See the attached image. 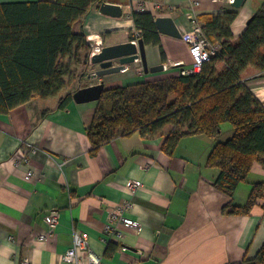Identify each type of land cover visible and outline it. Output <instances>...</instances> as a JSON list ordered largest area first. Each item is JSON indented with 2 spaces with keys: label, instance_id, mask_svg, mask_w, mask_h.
<instances>
[{
  "label": "crops",
  "instance_id": "crops-1",
  "mask_svg": "<svg viewBox=\"0 0 264 264\" xmlns=\"http://www.w3.org/2000/svg\"><path fill=\"white\" fill-rule=\"evenodd\" d=\"M40 1L56 0H0V4ZM107 2L122 6L123 17L95 8L73 27L92 47L99 37L105 46L133 41L138 33L133 12L174 18L183 38L159 33L161 46L146 45L149 67L163 65L161 72L146 73L138 60L120 73L96 80L89 76L99 65L83 64L87 53L76 49L82 63L63 59L72 72L66 78L68 88L59 96L35 98L0 115V264H62L76 231L89 242L80 264H89L91 252L102 257L103 264H241L256 258L264 245V199L250 215L227 214L224 207L230 202L243 205L244 190L264 182V168L256 164L245 183L248 187L242 184L230 198L216 186L220 171L208 166L215 145L223 141L224 133L232 137L233 128L222 126L218 139L185 136L173 155L163 149L172 126L152 138L141 132L116 138L93 155L88 128L99 101L73 100L66 109L59 105L67 93L101 81L107 90L180 76V66H193L185 38L195 33L196 22L201 26V16L238 12L231 26L238 43L264 0H245L241 8L227 0H152L146 10L138 0ZM243 79L264 104V72L250 68ZM28 156L29 163L24 161ZM29 172H33L30 179ZM132 181L143 185L136 195L129 188ZM127 201L135 203L128 216L139 227L118 224L122 235L108 236L109 216ZM52 210L60 215L56 228L46 221ZM42 235L48 238L41 240Z\"/></svg>",
  "mask_w": 264,
  "mask_h": 264
},
{
  "label": "trees",
  "instance_id": "trees-1",
  "mask_svg": "<svg viewBox=\"0 0 264 264\" xmlns=\"http://www.w3.org/2000/svg\"><path fill=\"white\" fill-rule=\"evenodd\" d=\"M107 1L0 4V115L35 98L59 96L69 86L66 78L72 72L63 59L72 57L74 64L82 63L76 49L87 53L83 64L89 65L92 46L86 35L75 34L73 27ZM237 16L238 12L228 11L200 17L209 42L218 47L200 72L105 90L88 128L92 154L116 138L136 132L152 138L166 127L175 126L163 147L173 155L185 136L218 139L222 126L230 123L233 136L215 145L208 166L220 171L217 188L233 198L238 188L249 182L256 164L264 168V104L243 79L250 68L264 72V2L235 43L231 26ZM132 20L146 45L161 46L152 13L133 12ZM72 102L73 93L69 92L59 108L66 109ZM261 199L264 182L253 183L247 202H230L224 212L250 215ZM241 264H264V245L256 258Z\"/></svg>",
  "mask_w": 264,
  "mask_h": 264
},
{
  "label": "built area",
  "instance_id": "built-area-1",
  "mask_svg": "<svg viewBox=\"0 0 264 264\" xmlns=\"http://www.w3.org/2000/svg\"><path fill=\"white\" fill-rule=\"evenodd\" d=\"M235 0H227L228 3H234ZM141 9L146 10L147 2L140 3ZM197 28L193 35L187 36L186 42L190 48V54L193 59V66L191 69H185L181 72V75H190L202 70L203 65L210 61L211 58L215 55L218 47L212 46L206 37L201 26L196 22ZM141 38L140 33H137L136 38L133 40V43L138 45V41ZM105 47V43L101 37L97 38L91 52V62L93 63V58L95 55L100 54L102 49ZM91 80L98 79V76L95 73L91 74L89 77ZM36 151L34 150L33 153ZM31 156V155H30ZM30 156L26 157L25 162H30ZM33 176V172H29L27 178L30 179ZM142 183L138 181H132L129 184V188L133 195H136L142 187ZM135 203L133 201H127L117 210L111 213L106 225V234L111 237H120L122 232L118 230V224L122 225L124 228H138L139 223L132 219L128 214L134 209ZM48 225L52 228H56L60 221V215L57 210H52L50 214L46 217ZM48 237L42 235L41 240H46ZM85 250H89V242L85 235L80 231L74 233V244L73 246L64 254L62 264H80L81 253ZM89 264H103V258L96 255L95 253H90L89 255Z\"/></svg>",
  "mask_w": 264,
  "mask_h": 264
},
{
  "label": "water",
  "instance_id": "water-1",
  "mask_svg": "<svg viewBox=\"0 0 264 264\" xmlns=\"http://www.w3.org/2000/svg\"><path fill=\"white\" fill-rule=\"evenodd\" d=\"M245 0H235L233 6L241 8ZM99 10L102 14L114 18H122L124 11L122 6L105 2ZM250 23V22H249ZM156 28L159 33L174 38L182 39L183 35L179 31L174 18L172 17H157ZM141 60L143 68L146 73H156L164 70L163 65L157 67H149L146 56V43L140 38L138 45L129 41L116 45H106L100 54L93 58V63L99 65V69L95 73L98 77L102 78L108 75L120 73L124 71L128 65ZM181 72L185 70L181 67ZM91 77V75L89 76ZM105 91V82L101 81L98 84L83 87L73 93V100L77 104H84L90 102L100 101Z\"/></svg>",
  "mask_w": 264,
  "mask_h": 264
},
{
  "label": "rangeland",
  "instance_id": "rangeland-1",
  "mask_svg": "<svg viewBox=\"0 0 264 264\" xmlns=\"http://www.w3.org/2000/svg\"><path fill=\"white\" fill-rule=\"evenodd\" d=\"M68 84H69V82H68ZM95 85V84H94ZM68 88V87H67ZM172 127H174V128H176L175 126H172ZM224 127H231V128H233V126L230 124V123H227V124H224L223 125V128ZM222 128V129H223ZM233 136V135H232ZM231 137H228V135L226 134V133H224L223 134V137H222V142H226L227 140H229ZM246 185V187H248V185L247 184H245ZM248 190H249V192H251V190H252V186H249V188H247ZM245 192V194L247 195V197H244L245 199H244V203H242L243 205L245 204V202H246V200L248 199V197H249V195H250V193L248 192V191H246V190H244ZM239 195H241V194H239Z\"/></svg>",
  "mask_w": 264,
  "mask_h": 264
}]
</instances>
